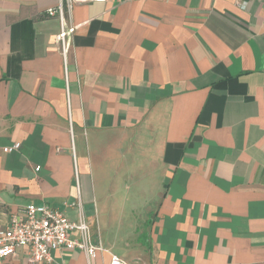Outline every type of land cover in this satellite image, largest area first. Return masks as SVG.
<instances>
[{"label":"crops","instance_id":"1","mask_svg":"<svg viewBox=\"0 0 264 264\" xmlns=\"http://www.w3.org/2000/svg\"><path fill=\"white\" fill-rule=\"evenodd\" d=\"M58 1L0 0V232L79 193L102 250L41 264H264V5L76 3L64 61Z\"/></svg>","mask_w":264,"mask_h":264},{"label":"built area","instance_id":"2","mask_svg":"<svg viewBox=\"0 0 264 264\" xmlns=\"http://www.w3.org/2000/svg\"><path fill=\"white\" fill-rule=\"evenodd\" d=\"M257 1L264 5V0ZM86 2L105 3L106 0H59L55 7L45 10V16L58 20L59 31L55 40L64 61L68 40L75 33V27L68 19L72 7L76 3ZM236 4L244 7L239 1ZM18 148L19 144H15L3 151L9 152ZM78 196L76 201L64 204V208L74 211V219L67 217L64 211L44 204H30L11 215L7 228L0 232V260L16 256L19 249L25 250L26 257L34 264L51 261L56 251H79L93 259L102 250V246L92 242L93 235L88 228ZM109 264L124 263L117 257H112Z\"/></svg>","mask_w":264,"mask_h":264},{"label":"rangeland","instance_id":"3","mask_svg":"<svg viewBox=\"0 0 264 264\" xmlns=\"http://www.w3.org/2000/svg\"><path fill=\"white\" fill-rule=\"evenodd\" d=\"M109 199V198H108ZM100 200L98 199V203H97V208H95L96 212V223L98 224V227H100V221H101V209H100ZM88 209H92L94 211V207L92 208H88ZM90 211V210H88ZM94 215V212L90 213V212H87V218H85L87 224H88V228L91 232V228H93L95 226V224L93 223V218L92 216ZM89 221H91L89 223ZM91 226V227H90Z\"/></svg>","mask_w":264,"mask_h":264}]
</instances>
